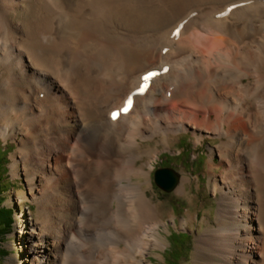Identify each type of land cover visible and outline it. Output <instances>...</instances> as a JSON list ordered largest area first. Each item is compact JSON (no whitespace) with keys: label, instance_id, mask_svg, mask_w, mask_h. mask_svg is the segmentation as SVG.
<instances>
[{"label":"bare ground","instance_id":"bare-ground-1","mask_svg":"<svg viewBox=\"0 0 264 264\" xmlns=\"http://www.w3.org/2000/svg\"><path fill=\"white\" fill-rule=\"evenodd\" d=\"M159 62L181 67L156 74ZM190 131L196 148L220 139L216 219L194 264H264V0H0V137L18 143L11 172L27 186L11 206L38 207L27 224L21 208L20 263L152 264L162 230L198 214L162 217L149 187L163 151L145 143L169 151ZM88 206V228L108 223L116 239L104 259L73 262Z\"/></svg>","mask_w":264,"mask_h":264},{"label":"rangeland","instance_id":"rangeland-1","mask_svg":"<svg viewBox=\"0 0 264 264\" xmlns=\"http://www.w3.org/2000/svg\"><path fill=\"white\" fill-rule=\"evenodd\" d=\"M161 44L167 43L162 40ZM157 66L158 69H154L156 74L163 75L181 67L179 63L172 62H159ZM258 67L261 69L260 65ZM219 143L220 139L209 138L204 145L196 148L192 131L179 135L169 151L163 149L158 139L145 143L146 148H159L163 151L152 172L151 179L155 188L149 187V195L161 210L162 217L169 219L176 216L179 221L189 213L198 214L196 226H191L189 230H184L181 226H176L173 223H170L169 230H162V239L166 246L154 250L150 256L152 264H194L196 233L207 228V224L203 223L206 217L212 218L214 222L216 219L218 199L209 184L211 177L209 154L210 145ZM17 151V142L13 140L7 142L0 137V264H22L20 263L22 262L20 259L21 243L25 252L28 248L26 242L28 232L27 229H22L24 219L21 218V208H24L23 215L26 216V224L28 218L35 219L38 213L37 205L30 202H25L22 206H11V199L27 189L24 179L14 178L11 172L12 156ZM216 161L219 163L220 159L217 158ZM142 163V160L139 161V164ZM163 168L176 171L180 177V184L186 176L192 178V183L187 185V190L183 193H178L177 187L173 191H166L156 181L157 171ZM221 171L222 169H218L217 173ZM140 180L146 181L144 178H140ZM29 207H31L32 215L26 213L30 211ZM92 212L93 207L88 206L84 211L82 226L78 232H74L75 236L69 242L67 254L73 262L79 257L80 252L85 254L87 262H90L96 255L104 259L105 251L116 239L115 228L108 223L96 230L88 228L87 221ZM21 230H23L22 233Z\"/></svg>","mask_w":264,"mask_h":264},{"label":"water","instance_id":"water-1","mask_svg":"<svg viewBox=\"0 0 264 264\" xmlns=\"http://www.w3.org/2000/svg\"><path fill=\"white\" fill-rule=\"evenodd\" d=\"M156 175V181L160 187L168 192L176 189L180 179L176 171L170 168H163L158 170ZM166 179L171 181V183H168Z\"/></svg>","mask_w":264,"mask_h":264},{"label":"snow or ice","instance_id":"snow-or-ice-1","mask_svg":"<svg viewBox=\"0 0 264 264\" xmlns=\"http://www.w3.org/2000/svg\"><path fill=\"white\" fill-rule=\"evenodd\" d=\"M178 32H179V29H177V32L174 33V34H178ZM165 71H167V69H165ZM152 75H154V73H149L148 75H146L145 77H143L144 81L147 82L148 79H149V77L152 76ZM146 87H147V83L143 84V85L140 87L139 91H140V92H143V91L145 90ZM131 107H132V99H131V97H129L128 100H127V106L124 107V108L122 109V111H123V112H127ZM117 116H118V113H116V112L112 113V118H113V119H116Z\"/></svg>","mask_w":264,"mask_h":264}]
</instances>
